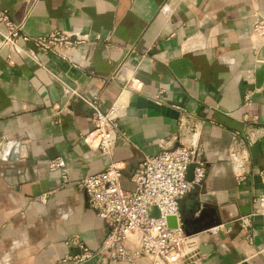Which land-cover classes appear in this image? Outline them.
Listing matches in <instances>:
<instances>
[{"label": "crops", "instance_id": "1", "mask_svg": "<svg viewBox=\"0 0 264 264\" xmlns=\"http://www.w3.org/2000/svg\"><path fill=\"white\" fill-rule=\"evenodd\" d=\"M0 10L30 36L77 31L89 41L79 47L78 66L31 43V56L0 47V264H102L66 259L76 253L68 239L96 249L106 234L76 181L114 161L122 186L132 189L138 163L177 143L183 110L201 123L197 159L206 172L178 200L180 222L195 239L171 264H183L199 244L206 252L192 256L194 264H264V214L250 215L263 191L264 41L251 27L264 17V0H0ZM65 86L84 96L74 103L86 108L67 104ZM118 95L125 135L101 155L81 139L92 128L87 100L99 98L105 109ZM246 111L252 123L241 121ZM235 131L252 140L233 148ZM243 154L247 173L237 182L234 155ZM56 156L67 163V184L48 167ZM189 166L191 180L195 163Z\"/></svg>", "mask_w": 264, "mask_h": 264}, {"label": "built area", "instance_id": "2", "mask_svg": "<svg viewBox=\"0 0 264 264\" xmlns=\"http://www.w3.org/2000/svg\"><path fill=\"white\" fill-rule=\"evenodd\" d=\"M0 47H6L19 56H31L32 51L26 48L31 43L42 53L51 54L64 59L73 66L80 62L79 47L88 43L86 35L77 31H53L45 35L30 36L23 31V23L13 20L7 10H0ZM251 32L264 41V17L256 20ZM63 96L67 104L84 99L79 91L69 86L63 88ZM251 92L246 91L243 105H251ZM92 108V128L82 135V141L89 147L98 149L101 155H110L116 136L125 135L120 128L124 102L118 95L105 109L99 98L87 100ZM177 108H179L177 106ZM179 121V134L175 136L177 143L162 146L161 149L140 161L130 176L133 188L122 186V167L111 161L101 172L87 175L76 181L84 190L89 205L103 220L106 228L105 237L96 249H91L76 238H70L66 245L78 250L66 255V259L74 263L96 257L102 264L112 261L150 262V264H171L176 262L185 250L192 247L191 240L181 226L178 200L196 186L201 185L206 172L204 162L197 159L198 136L201 123L192 119L186 111H182ZM246 111L241 121L249 124L255 120ZM232 146L238 147L252 140L251 132L231 133ZM232 148V149H233ZM234 151V150H233ZM235 152V151H234ZM235 178L243 181L246 176L248 155H234ZM195 163L193 178L188 180V166ZM48 167L59 173L62 184L70 182L68 166L65 159L56 156L48 160ZM263 191L253 197L250 215L264 214V169L258 171ZM156 206L157 217L148 215V207ZM249 215V216H250ZM167 216L177 218V227L167 225ZM240 226H247V216L237 219ZM212 233L217 227L210 229ZM250 240V237H249Z\"/></svg>", "mask_w": 264, "mask_h": 264}, {"label": "water", "instance_id": "3", "mask_svg": "<svg viewBox=\"0 0 264 264\" xmlns=\"http://www.w3.org/2000/svg\"><path fill=\"white\" fill-rule=\"evenodd\" d=\"M77 105H80V106L86 108L85 103L83 101H81V100L78 101L77 103H74V101H71L70 104H69L70 107H74V106H77ZM190 169L191 168L189 166L188 167V175L190 173ZM148 215L157 217L159 215L157 207L154 206V205L149 206L148 207ZM166 219H167V225L169 227H177L178 223H177V218L175 216H167ZM181 226H182V223H181ZM227 227H230V225H228V224L225 225V228H227ZM187 235H189V233H187ZM74 252L77 253L78 250L75 249ZM205 252H206L205 248L202 247V244H199L197 250L193 254H189V255H187V256H185L183 258V264H194V260H193L194 258L192 256L198 257L200 254H203Z\"/></svg>", "mask_w": 264, "mask_h": 264}, {"label": "bare ground", "instance_id": "4", "mask_svg": "<svg viewBox=\"0 0 264 264\" xmlns=\"http://www.w3.org/2000/svg\"><path fill=\"white\" fill-rule=\"evenodd\" d=\"M193 239H195L194 236H189V237H188V240H193Z\"/></svg>", "mask_w": 264, "mask_h": 264}, {"label": "trees", "instance_id": "5", "mask_svg": "<svg viewBox=\"0 0 264 264\" xmlns=\"http://www.w3.org/2000/svg\"><path fill=\"white\" fill-rule=\"evenodd\" d=\"M182 227H183L184 231H185V232H187V230H186V227H185L184 223H182Z\"/></svg>", "mask_w": 264, "mask_h": 264}]
</instances>
